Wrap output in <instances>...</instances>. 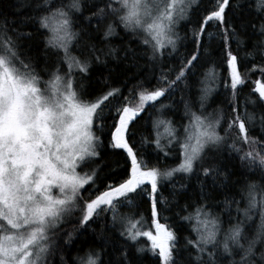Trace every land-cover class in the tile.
I'll return each mask as SVG.
<instances>
[{
  "label": "snow or ice",
  "instance_id": "snow-or-ice-1",
  "mask_svg": "<svg viewBox=\"0 0 264 264\" xmlns=\"http://www.w3.org/2000/svg\"><path fill=\"white\" fill-rule=\"evenodd\" d=\"M196 3L197 0H106L103 7L85 19L91 21L98 17L103 21L111 18L104 28L105 40L116 34L117 24L126 33H142L140 42L151 49L149 59H155L169 47L176 50L178 36L174 29L180 20L187 18L189 9ZM229 3L230 0H216L215 10L204 17L200 31L193 33L198 47L202 44L201 33L209 21L224 23V12ZM30 6L33 14L25 16L20 23L22 26L38 25L37 31H45L44 50L55 57V67L45 66L38 72L33 58H22L21 52L20 41L31 38L32 33L0 26V264H49V256H55L58 247L57 230L68 218L79 213L76 219L84 228L101 211L112 214L113 225L121 224L120 235L127 240L138 243L141 237L147 239L150 247H138V253L150 251L158 256L159 264H178L176 255L181 249L177 246V234L159 222V206L167 203L156 198L159 184L162 178L172 177L176 172H193L197 161L203 160L205 150L222 145L234 130L238 132L228 147L237 154L243 153L240 155L242 164L249 173L257 175L258 180H248L241 187V201H246L243 209L239 207L241 201H225L226 207L236 203L240 214L230 217L227 229L222 227L218 215L206 210V203H198L193 211L183 216V220L192 223L191 231L195 233V239L185 237L184 249L190 246L195 250L192 258L197 264H224L225 261L227 264H264V143L249 137V126L254 124L256 115L248 112L246 107L258 102L264 107V84L256 82L258 100L246 97L242 115L238 86L245 80L238 71V56L228 49L230 85L226 83L225 88L232 90L229 102L232 115L224 135L218 131L224 119L223 110H217L220 115L216 118L213 113L203 114L209 97L216 90L217 75L215 69L210 68L201 81L203 86L198 98L180 97L187 118L183 135L171 119L157 115L152 121L155 133L152 143L165 156L169 154L165 148L177 149L180 156L177 167L162 172L157 165H149L137 157L125 133L129 122L148 107L158 114L172 106L160 104V99L175 92L186 80L187 70L199 58V53L193 54L186 64L182 60L178 71L175 68L162 71L152 89L144 87L143 81L138 82L129 89L123 102L108 109L110 113L114 109L118 117L113 121L115 130L111 133L110 146L127 151L130 170L122 182L110 183L100 191L96 185L100 165L88 167L100 155L97 150L99 137L93 128L97 120L104 119L106 103L120 96L121 91L110 89L102 97L93 98L87 86L77 81L76 74L79 73L83 80L90 71L92 57L99 63L100 55L96 53L103 51L90 43L92 37L87 30L74 29L76 14L82 13L84 7L83 0H35ZM255 10L258 15L264 14V0H256ZM6 23L5 20L4 25ZM258 35L261 39L247 56L254 59L259 49L258 54L264 59V23L260 25ZM231 39H238L234 30L225 36L226 47ZM73 45L87 48L88 55L84 58L73 55ZM110 51L114 54L116 49ZM129 52L133 50L126 49V55ZM206 55L210 53L206 52ZM65 66L67 71H64ZM253 70H256L255 66ZM260 71L264 75V67ZM41 73L48 78L42 79ZM137 97L138 103L130 106V98ZM197 102L199 110H194ZM103 126V123L99 125ZM261 133L264 134V114L261 115ZM165 139L167 144H162ZM237 141L249 146V150L237 146ZM82 168L86 170L81 172ZM214 171L212 167H204L203 175H212ZM146 185L151 186V228L155 233L141 230L145 222L142 215L134 218V212L120 213L121 207H135L133 197ZM89 189L90 198L86 199L82 193ZM54 190H58L57 195L53 194ZM93 193L98 194L93 196ZM201 199H207L203 193ZM72 236L73 233L68 232L65 244L72 242ZM60 262L67 264L63 255ZM73 264H104V261L101 251L89 248L83 254L78 252L73 257ZM117 264H131L127 249L120 254Z\"/></svg>",
  "mask_w": 264,
  "mask_h": 264
},
{
  "label": "trees",
  "instance_id": "trees-1",
  "mask_svg": "<svg viewBox=\"0 0 264 264\" xmlns=\"http://www.w3.org/2000/svg\"><path fill=\"white\" fill-rule=\"evenodd\" d=\"M67 2V0H65ZM84 7L82 13L76 14L77 23L74 29H85L92 37L90 43L95 44L100 55V62L97 63L95 57H92L91 68L87 76L81 80L80 74L77 73L78 83L82 82L87 86V91L93 98L102 97L110 89H120V96L110 99L103 110L104 119L97 120L93 128L94 134L99 137V158L88 167L100 165L96 185L99 190L103 191L108 184H119L126 177V172L130 170L131 161L124 149H118L110 146L111 133L115 130L114 109L108 111L113 105L123 102V97L129 95V89L133 88L138 82L143 81L144 87L152 89L157 85V80L162 71L166 72L170 68L179 70L181 61L186 64L193 54L199 53V58L194 61L193 65L187 70L186 80L181 82L175 92L169 93L160 99V104H170V108L165 109L162 113H154L151 107L140 113L129 123V128L125 133V138L133 152L142 161H147L149 165H157L160 170L167 171L175 168L180 163V156L177 149L165 148L169 154L165 156L164 152L158 150L152 140L155 133L152 128V121L155 116L164 119H171L178 128L179 133H183V124L187 123L184 116V106L180 101L183 95L186 99H196L200 95V88L203 86L201 81L205 79V73L214 68L217 75V83L214 85L215 91L209 97L204 110V115L213 113V118L220 115L218 109L223 110V122L218 128L221 135H224V129L227 127V121L232 115L230 107V98L232 96L231 88H225V84L230 85L229 69L227 67V51L230 49L234 55L238 56V71L245 80L243 85L238 86L239 93V112L243 115L245 112V98L258 100V93L255 92L254 84L259 80L264 84V75L261 74L260 68L264 67V59L258 54L253 59L247 56V53L253 52L254 44L261 39L258 35L260 25L264 23V14L258 15L255 10L256 0H230L225 8L224 23L218 20L209 21L206 24V30L201 33L202 44L198 47L196 40L193 38L194 32L200 31V24L204 22V17L215 10L216 0H197L189 9L187 18L178 22L175 27L178 36L176 50L167 48L163 54H157L155 59H149L152 55L151 49L141 44L143 34L134 35L116 25V34L103 37L104 28L110 21V17L101 21L98 17H93L91 21L85 17L91 16L99 7H103L106 0H83ZM35 0H0V26H6L9 29H17L22 32H31V38H24L20 41L22 44V58L32 57L37 71H41L45 66L49 69L55 67V57L50 53H45L44 30L37 31L38 25L31 24L21 25L20 21L25 16L32 15V7ZM20 11H17V9ZM7 21L4 25V21ZM231 25L229 28L228 26ZM253 25L255 28H253ZM227 29V32H225ZM235 31L238 39H231L225 44V36ZM10 35L13 33L10 31ZM239 41H243L240 43ZM83 43V40H81ZM131 48L133 52L126 55V49ZM116 49L113 54L110 50ZM210 53V55H206ZM72 54L84 58L88 55L87 48H78L73 45ZM256 70H253V68ZM64 71H67L65 66ZM42 74V79H47V75ZM175 75V72L173 73ZM187 85V87H185ZM138 103L137 98H130V106ZM159 107V104L156 105ZM248 112H255L256 119L254 124L249 126L248 135L259 142L264 143V134L261 133V115L264 114V107L258 102L255 106L248 104ZM194 110H199L197 102ZM103 123V128L99 125ZM238 130H234L229 138L220 146L208 148L205 150L204 158L197 161L195 169L191 173L176 172L172 177L162 178L159 184V190L156 193L157 200H165L166 204L160 205L159 222L168 225L171 230L175 231L178 237V247L181 249L176 259L178 264H197L192 258L195 256V250L190 246L185 250V237L195 239V233L191 231L192 223L182 219L183 216L193 211L198 203H206L214 215H218L222 222V227H229L230 217L240 215L237 212V204L230 203L225 206V201H241V187L248 180H258L257 175L248 172L245 165L240 160V155L229 149L228 145L233 143ZM147 141V142H145ZM162 144H167V140H162ZM237 146H242L244 151L249 150V146L241 145L237 141ZM212 167L215 169L212 175L204 176L203 168ZM86 169H80L81 172ZM91 189L84 191L82 194L87 199ZM151 186L146 185L134 197L135 207L129 208L124 206L120 208V213L134 212L135 217L141 215L145 222L141 225V230L151 231V202L149 194ZM203 195L207 199H201ZM98 193H93V196ZM246 201H241L239 207L243 209ZM75 213L68 218L67 223L63 224L57 230L56 239L58 247L55 256H49V264H61L60 256L63 255L67 264H73V257L83 254L89 248L101 251L104 264H117L120 254L127 249L128 259L131 264H159L158 256H154L150 251L138 253V247H150L146 238L141 237L139 242H132L120 235L122 226L119 222L115 225L111 222V213L100 212L99 216L81 228ZM235 223V220L231 221ZM75 230V231H73ZM68 232H72V242L65 244ZM237 259L239 257H236ZM227 264V261L224 262Z\"/></svg>",
  "mask_w": 264,
  "mask_h": 264
},
{
  "label": "rangeland",
  "instance_id": "rangeland-1",
  "mask_svg": "<svg viewBox=\"0 0 264 264\" xmlns=\"http://www.w3.org/2000/svg\"><path fill=\"white\" fill-rule=\"evenodd\" d=\"M178 24V23H177ZM175 30V29H174ZM256 81H259V80H256ZM261 83V82H260ZM262 84V83H261ZM255 85V84H254ZM255 89V88H254ZM182 135H183V133H182ZM53 194L54 195H57L58 194V190H54V192H53ZM149 227H150V230L153 232V233H155V230L153 229V228H151V224L149 225Z\"/></svg>",
  "mask_w": 264,
  "mask_h": 264
},
{
  "label": "water",
  "instance_id": "water-1",
  "mask_svg": "<svg viewBox=\"0 0 264 264\" xmlns=\"http://www.w3.org/2000/svg\"><path fill=\"white\" fill-rule=\"evenodd\" d=\"M256 82H257V81H256ZM256 82H255V85H254V88H255V89H256V87H257V84H256ZM130 122H131V121H130ZM130 122H129V123H130Z\"/></svg>",
  "mask_w": 264,
  "mask_h": 264
}]
</instances>
